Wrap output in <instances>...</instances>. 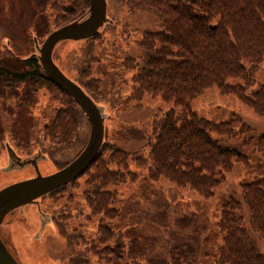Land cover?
Wrapping results in <instances>:
<instances>
[{
  "label": "trees",
  "instance_id": "1",
  "mask_svg": "<svg viewBox=\"0 0 264 264\" xmlns=\"http://www.w3.org/2000/svg\"><path fill=\"white\" fill-rule=\"evenodd\" d=\"M107 2L110 10H114V5L116 10L146 11L157 19L155 31L131 30L141 38L136 42L134 57L123 54L124 69L132 73L130 96L122 100L121 88L127 82H120L117 88L114 86L106 92L93 76V70L99 64L96 49L103 44L100 40L104 41L102 32L80 45L79 54L71 63L74 75L67 76L97 105L101 103L118 114L128 104L141 107L146 96L161 97L180 110L155 111L146 138L147 153L145 147L129 151L109 141L106 128L102 148L83 175L87 186L86 204L90 211L88 219L101 217L102 221L112 222L119 217L114 208L117 193L106 189L137 182L139 174L130 171L129 161L137 167L147 168L144 181L157 183L166 180L177 188L189 189L210 200L235 165L247 167L249 160L240 149L224 146L215 137L235 139L237 134L232 125L198 117L191 110V102L207 90L216 88L222 95L236 97L257 117L264 119V88L251 91L264 62V0ZM89 7V0H74L66 6L55 2L52 31L81 20L87 16ZM111 19L113 23L107 26L115 27L119 19L116 20L114 15ZM129 26L130 23L126 22L123 28L130 30ZM18 63L16 72L2 71L0 74L11 76L12 81L35 86L29 89L30 95L41 89H55L58 93L51 95V100L64 106L48 123L37 122L39 126L33 130L34 146L42 150L46 144L42 152L50 157L69 149L73 137L77 136L84 111L46 76L37 57H28ZM260 138L264 141V134ZM111 166L116 169L111 170ZM73 184L75 182L44 198L68 190ZM241 192L240 199L231 198L222 207L218 229L223 239L214 264H264V176L242 184ZM56 225L61 237L67 241L65 256L70 257L69 264H89L84 262L88 254L95 255L97 251L79 247L84 244L82 233L70 231L59 220ZM99 234L97 241L104 250L97 253L101 260L111 263L114 251L108 244L113 235L104 227H100Z\"/></svg>",
  "mask_w": 264,
  "mask_h": 264
},
{
  "label": "rangeland",
  "instance_id": "2",
  "mask_svg": "<svg viewBox=\"0 0 264 264\" xmlns=\"http://www.w3.org/2000/svg\"><path fill=\"white\" fill-rule=\"evenodd\" d=\"M73 1L0 0V72H16L19 60L37 53L36 45H42L54 29L53 4L58 2L66 6ZM113 8L115 11L110 10L107 2V17L111 19L114 15L119 20L115 27L105 25L100 31L104 41L100 40L103 44L96 49L99 64L94 68L93 76L106 92L114 86L117 88L120 82H127L121 88L122 100H125L130 96L133 85L132 73L125 71L122 64L123 54L134 57L137 54L136 42L141 38L131 30L155 31L158 24L149 12H130L126 8L116 10L114 5ZM88 16L89 12L81 19ZM126 22L130 23V30L123 28ZM83 42L64 41L54 50L55 63L70 77L74 75L72 60L79 54ZM32 87L35 88L0 74V191L35 177L37 171L43 177L54 174L58 168L79 156L89 140L90 123L83 115L69 149L52 153L50 157L42 152L46 144L42 150L34 146L33 130L39 126L37 122L48 123L64 106L51 100V95L58 93L55 89H41L30 95ZM260 88H264V62L251 91ZM99 105L105 109L108 140L129 151L145 147V153L148 152L146 138L150 134L155 111L180 110L174 103L152 96H146L139 108L135 104L126 105L119 114L101 103ZM191 110L213 123L229 122L237 134L236 138L215 137L224 146L240 149L249 160L247 167L235 165L225 182L214 191L213 198L205 200L196 192L177 188L166 180L157 183L144 181L147 168L137 167L129 161L130 171L139 174L137 182L106 189L117 193L114 208L119 217L115 221H102L101 217L88 219L90 211L86 204L85 176L52 198H42L13 210L5 218L0 231L6 234L7 246L15 260L19 264H69L70 257L65 256L67 241L61 237L56 225L59 220L70 231L82 233L84 244L79 245L82 250L92 248L103 252L104 246L98 244L97 238L100 227L107 228L113 235L108 246L114 251L108 264H214L223 239L218 229L223 205L231 198L240 199L242 184L255 182L264 176V141L260 138L264 134V119L257 117L236 97L222 95L216 88L193 100ZM12 153L19 154L25 161L11 160L9 155ZM12 157L15 158L14 155ZM29 160L35 161L37 166L30 165ZM110 169L116 167L111 166ZM97 252L88 254L84 262L107 264ZM64 257L65 260L62 259Z\"/></svg>",
  "mask_w": 264,
  "mask_h": 264
},
{
  "label": "water",
  "instance_id": "3",
  "mask_svg": "<svg viewBox=\"0 0 264 264\" xmlns=\"http://www.w3.org/2000/svg\"><path fill=\"white\" fill-rule=\"evenodd\" d=\"M89 16L63 26L52 32L39 46L36 45L40 64L49 79L67 93L84 111L90 123V136L85 149L68 166L43 177L37 171L36 177L25 180L0 191V226L8 213L16 208L35 203L51 192L80 178L94 163L105 136L104 108L94 101L55 64L53 51L57 44L67 40L82 41L95 37L99 30L109 23L106 0H89ZM37 44V43H36ZM37 166L36 162H33ZM0 264H19L0 239Z\"/></svg>",
  "mask_w": 264,
  "mask_h": 264
},
{
  "label": "flooded vegetation",
  "instance_id": "4",
  "mask_svg": "<svg viewBox=\"0 0 264 264\" xmlns=\"http://www.w3.org/2000/svg\"><path fill=\"white\" fill-rule=\"evenodd\" d=\"M17 156L19 157L20 155L19 154H17ZM21 157V156H20ZM10 159L11 160H13V159H15V158H13V157H10ZM27 159V158H26ZM29 161H33V160H29ZM33 162H31V164H32ZM30 164V165H31ZM0 238L2 239V241L5 243V245H7L8 243V240L6 239V234H2L1 233V231H0Z\"/></svg>",
  "mask_w": 264,
  "mask_h": 264
}]
</instances>
